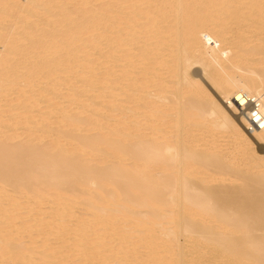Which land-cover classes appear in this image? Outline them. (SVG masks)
I'll return each mask as SVG.
<instances>
[{"label": "bare ground", "instance_id": "6f19581e", "mask_svg": "<svg viewBox=\"0 0 264 264\" xmlns=\"http://www.w3.org/2000/svg\"><path fill=\"white\" fill-rule=\"evenodd\" d=\"M0 48V264H264V0H0Z\"/></svg>", "mask_w": 264, "mask_h": 264}, {"label": "rangeland", "instance_id": "374dc122", "mask_svg": "<svg viewBox=\"0 0 264 264\" xmlns=\"http://www.w3.org/2000/svg\"><path fill=\"white\" fill-rule=\"evenodd\" d=\"M260 38H262V36L260 37ZM1 49V48H0ZM196 71L198 72H200V68H191V69H188L187 70V75H189L190 77H191V79H193L194 78V76L192 75V74H195L196 73ZM193 81V80H192ZM202 84H204L203 86H204V88L206 89H208V88H210V82L208 81V79L205 77V79H203V82H202ZM209 86V87H208ZM12 97V96H11ZM9 97H7L5 100H11V98H9ZM4 101V100H3ZM192 132L194 133L195 132V130H192ZM213 135H210V134H208V135H206L205 136V140L206 141H209V140H207V137H208V139H210V137H212ZM249 139L251 140V142H249L250 144H251V147L253 148V150H255L256 151V147H258V146H262L263 148H264V144L263 143H258L257 141H256V138L254 137V136H252V135H250L249 134ZM249 140V141H250ZM210 141H211V139H210ZM213 142H214V145L216 146L217 144H218V142H219V144L218 145H220V150H218L219 151V153L220 154H226L227 152H228V150L230 149V147L229 146H227V140L226 139H215V140H212ZM223 142V143H222ZM221 143V144H220ZM217 145V146H218ZM222 146V147H221ZM219 147V146H218ZM228 148V149H227ZM222 149V150H221ZM224 150V151H223ZM253 155V154H252ZM251 157V156H250ZM248 158V159H247ZM243 158H236L235 160H234V162H233V164L232 165H229V166H232V168L234 167V168H240V169H242V170H244L246 173V175L248 176V177H250L251 176V174H252V176L254 175V174H258V173H261L262 171H263V168H257L258 170H256V169H253L252 168V164H250V162H249V157H244V162H242L241 160H242ZM246 161H248V163H249V167H251L252 169L249 171L248 169H246V167L248 166V165H246ZM251 161L253 162V157H252V159H251ZM235 162H237V163H235ZM239 162V163H238ZM241 163V164H240ZM244 164V165H243ZM257 164H259V165H261V163H255V164H253V165H257ZM246 165V166H245ZM235 166H238V167H235ZM240 166V167H239ZM245 167V168H244ZM246 169V170H245ZM260 170V171H259ZM253 171V172H252ZM249 172V173H248ZM245 175V176H246ZM234 183V184H233ZM239 183V184H238ZM238 183H237V180L235 181V182H232V183H230L231 185H227V183L225 184L224 183V185H226L227 187H237V186H240V188L241 189H246V190H248L249 189V186H248V188L247 187H245L243 184H241L239 181H238ZM229 184V183H228ZM251 185H253V184H251ZM250 185V186H251ZM244 186V187H243ZM254 188V186L252 187H250V190L251 189H253ZM43 207V206H42ZM44 208V207H43ZM42 208V209H43ZM79 214H81V212L79 211L78 212ZM83 214V213H82ZM36 240V239H35ZM37 240H38V238H37ZM141 252V251H140ZM194 258L196 257V256H193ZM208 259H211L212 258V256H210V255H207L206 256Z\"/></svg>", "mask_w": 264, "mask_h": 264}, {"label": "built area", "instance_id": "2783aa9c", "mask_svg": "<svg viewBox=\"0 0 264 264\" xmlns=\"http://www.w3.org/2000/svg\"><path fill=\"white\" fill-rule=\"evenodd\" d=\"M241 101L243 104H241L239 101H236L239 109L243 111L244 107L247 105L245 103V98L242 95H239ZM251 105V114H250V120L252 121V125L258 129L262 128L261 125L264 124L263 118L260 116L258 111V104L253 102Z\"/></svg>", "mask_w": 264, "mask_h": 264}, {"label": "snow or ice", "instance_id": "6c2138e0", "mask_svg": "<svg viewBox=\"0 0 264 264\" xmlns=\"http://www.w3.org/2000/svg\"><path fill=\"white\" fill-rule=\"evenodd\" d=\"M261 127L264 128V124H262Z\"/></svg>", "mask_w": 264, "mask_h": 264}]
</instances>
